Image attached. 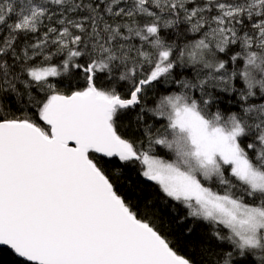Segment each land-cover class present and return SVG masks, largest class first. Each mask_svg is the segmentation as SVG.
<instances>
[{"label": "trees", "instance_id": "1", "mask_svg": "<svg viewBox=\"0 0 264 264\" xmlns=\"http://www.w3.org/2000/svg\"><path fill=\"white\" fill-rule=\"evenodd\" d=\"M91 76L100 94L120 100L143 84L140 104L112 117L131 155L90 154L130 213L192 264H264L241 231L171 199L162 175L147 174L179 159L168 105L179 97L213 126H239L242 156L264 175V0H0L1 122L50 136L52 102L86 92ZM200 180L245 214L264 213V193L230 166ZM0 264L30 263L0 249Z\"/></svg>", "mask_w": 264, "mask_h": 264}, {"label": "water", "instance_id": "2", "mask_svg": "<svg viewBox=\"0 0 264 264\" xmlns=\"http://www.w3.org/2000/svg\"><path fill=\"white\" fill-rule=\"evenodd\" d=\"M89 89L58 97L46 123L0 121V249L30 264H188L130 213L90 158L127 157L116 109L140 104Z\"/></svg>", "mask_w": 264, "mask_h": 264}, {"label": "rangeland", "instance_id": "3", "mask_svg": "<svg viewBox=\"0 0 264 264\" xmlns=\"http://www.w3.org/2000/svg\"><path fill=\"white\" fill-rule=\"evenodd\" d=\"M45 76L32 72L35 80L55 74V70H46ZM169 100L172 124L181 130L177 145L178 161L162 168L149 167L147 174L158 177L159 184L168 196L180 201L194 202L200 214L217 222L231 225L244 236L246 246H257L254 236L264 234V213H244L242 207L230 199L212 192L201 185V179L222 177V167L230 166L232 173L253 190L264 193V175L255 170L242 156L238 140L241 129L224 130L205 121L196 109L179 97ZM208 181V180H203ZM243 209H248L244 208ZM253 237V238H252ZM264 240V237L261 238Z\"/></svg>", "mask_w": 264, "mask_h": 264}, {"label": "bare ground", "instance_id": "4", "mask_svg": "<svg viewBox=\"0 0 264 264\" xmlns=\"http://www.w3.org/2000/svg\"><path fill=\"white\" fill-rule=\"evenodd\" d=\"M94 86H95V84H94ZM95 88H96V86H95ZM97 89V88H96ZM98 90V89H97ZM96 90V91H97ZM99 92V91H98ZM100 93V92H99ZM111 123H112V121H111ZM36 126V125H35ZM38 127V126H37ZM40 130H42L40 127H38ZM42 132L43 133H45L43 130H42ZM130 211V210H129ZM255 237V240H257V242H258V244H257V246H256V248H254V249H252L253 251H251L252 253H254V254H256L257 256H259L260 258H262V257H264V247L263 248H261L260 246H263L264 245V240H262V239H258V237L257 236H254ZM253 238V237H252ZM171 248V247H170ZM262 250H261V249ZM171 250L172 251H174L172 248H171ZM175 252V251H174ZM12 253V252H11ZM13 254V253H12ZM177 254V253H176ZM15 255V254H14ZM16 256V255H15ZM17 258H19L18 256H16ZM181 258H183L185 261H186V263H188V264H192L188 259H186V258H184V257H182V256H180ZM20 259V258H19ZM20 260H22V259H20Z\"/></svg>", "mask_w": 264, "mask_h": 264}, {"label": "flooded vegetation", "instance_id": "5", "mask_svg": "<svg viewBox=\"0 0 264 264\" xmlns=\"http://www.w3.org/2000/svg\"><path fill=\"white\" fill-rule=\"evenodd\" d=\"M218 223H222V222H218Z\"/></svg>", "mask_w": 264, "mask_h": 264}]
</instances>
